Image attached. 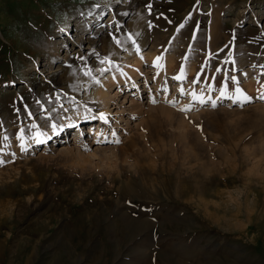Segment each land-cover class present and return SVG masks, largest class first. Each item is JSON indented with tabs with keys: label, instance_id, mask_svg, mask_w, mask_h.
<instances>
[{
	"label": "rangeland",
	"instance_id": "374dc122",
	"mask_svg": "<svg viewBox=\"0 0 264 264\" xmlns=\"http://www.w3.org/2000/svg\"><path fill=\"white\" fill-rule=\"evenodd\" d=\"M262 96L264 0H0V264H264Z\"/></svg>",
	"mask_w": 264,
	"mask_h": 264
},
{
	"label": "bare ground",
	"instance_id": "6f19581e",
	"mask_svg": "<svg viewBox=\"0 0 264 264\" xmlns=\"http://www.w3.org/2000/svg\"><path fill=\"white\" fill-rule=\"evenodd\" d=\"M142 40L145 42L146 41V36H144L143 38H142ZM143 42V43H144ZM152 57V55L150 54V55H148V58H151ZM137 59V58H136ZM141 61H142V59H140ZM140 60H136L133 64H132V66H130V68H127L128 70L127 71H130V73L131 74H133V76L135 75V74H137L138 73V71H139V68H140V65H141V61ZM171 62H172V60H171ZM153 72V71H152ZM130 74V75H131ZM117 76H118V74H117V72H115V73H111V74H107V75H105L104 77H103V79H102V81H101V85H100V88L97 90V91H95L96 92V94H95V96H96V98L97 99H99V101L102 103V105L105 107V109H107V113H110V104H114L115 105V101L114 102H112L113 100V97H110L109 95V90L113 87V86H116V85H119L121 88L123 87V86H127V85H129L128 84V82L126 81V80H124L123 81V79H121L120 81H118L117 80ZM135 76H137V75H135ZM119 78H120V76H119ZM133 78V77H132ZM135 78V77H134ZM137 78V77H136ZM135 82V84H136V87H138V88H136V90H138L139 89V83L137 82V81H134ZM146 85H147V83H146ZM145 87V86H144ZM149 87V86H148ZM141 88V87H140ZM136 90H135V93L134 94H132L133 96H135V95H139V93H136ZM138 92H139V90H138ZM117 94H119V93H117ZM131 95V96H132ZM115 97H117V95L115 96ZM125 101H126V99H125ZM124 101V102H125ZM117 104V103H116ZM136 104V101L135 100H133L132 99V107H135V106H133V105H135ZM138 104V103H137ZM121 112L120 113H115V115H117V116H121V115H123V111H126V113H127V108L125 107V106H123L122 105V107H119L118 108ZM123 110V111H122ZM133 110H134V108H133ZM125 113V114H126ZM86 118V119H85ZM85 118H83V120H85L83 123H88V122H90V124H91V121L93 120V119H95L96 117L94 116V112H89L86 116H85ZM121 119H123V117L121 118ZM120 119V120H121ZM124 120V119H123ZM82 123V124H83ZM118 127V126H117ZM81 128H84L83 126L81 127L80 126V129ZM79 129V130H80ZM86 129V128H85ZM128 129V128H127ZM91 132V130L90 129H86V133H90ZM80 133V132H79ZM82 133V132H81ZM96 133L97 132H95V135H96ZM98 133H99V131H98ZM97 133V134H98ZM100 134V133H99ZM116 134L117 133H115V131H113V134H112V136H113V138L115 137V139H116ZM102 136H103V134H102ZM80 141L81 140H79V139H77L76 138V141L74 142V145L75 146H77L79 143H80ZM82 142V141H81ZM73 145V146H74ZM69 149V147L68 146H66V145H63L62 146V149H61V151H67Z\"/></svg>",
	"mask_w": 264,
	"mask_h": 264
},
{
	"label": "snow or ice",
	"instance_id": "6c2138e0",
	"mask_svg": "<svg viewBox=\"0 0 264 264\" xmlns=\"http://www.w3.org/2000/svg\"><path fill=\"white\" fill-rule=\"evenodd\" d=\"M160 59H161L160 57L157 58L158 61H159ZM181 78H182V77H176V79H181ZM236 91H237L238 96H239L240 98H242L243 101H249L250 98L247 97V96L243 93V91H242L241 89L237 88ZM181 92H183V89H181ZM226 93H227V87L225 86L224 90L221 91L220 94H221V96H225ZM192 95H193V98H194V99H199V100H200V103H204V102H205L202 98L197 97L195 93H193ZM262 98H264V96H262ZM213 107H215V102H214V101H213ZM185 110H186V109H185ZM102 118H103V117H102Z\"/></svg>",
	"mask_w": 264,
	"mask_h": 264
}]
</instances>
